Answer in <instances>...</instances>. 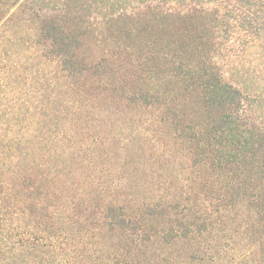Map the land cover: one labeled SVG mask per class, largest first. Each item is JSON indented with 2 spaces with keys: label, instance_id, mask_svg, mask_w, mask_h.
<instances>
[{
  "label": "trees",
  "instance_id": "trees-1",
  "mask_svg": "<svg viewBox=\"0 0 264 264\" xmlns=\"http://www.w3.org/2000/svg\"><path fill=\"white\" fill-rule=\"evenodd\" d=\"M0 46V264H210L235 236L264 264V97L233 58L264 59V0H0Z\"/></svg>",
  "mask_w": 264,
  "mask_h": 264
},
{
  "label": "rangeland",
  "instance_id": "rangeland-1",
  "mask_svg": "<svg viewBox=\"0 0 264 264\" xmlns=\"http://www.w3.org/2000/svg\"><path fill=\"white\" fill-rule=\"evenodd\" d=\"M3 44L6 46L5 48L8 53L12 54L13 48L9 43ZM247 53H240L238 50L235 52L236 55L233 57L235 59L234 63H238L239 67L242 66L243 70L241 72L247 75L246 81L241 72L236 75L235 79H237V82L243 88L248 85L250 93L255 95L261 94L264 97V59L259 58L260 56L254 49L249 50ZM13 66V61L8 60L6 53L0 55V137H2L1 135L5 136L2 138H8L15 128L14 125L8 123L10 113L14 111L15 104V98L11 93L12 86H10L13 79L12 76H9ZM134 117L138 125L137 130L145 137L143 138L144 141H142L144 142L143 146H139L140 151H138V154L142 155L144 159L158 161V163L166 161L170 156L169 149L173 145L172 141L165 138L167 137L165 131H161V128H159V124L157 123L158 114L153 110L141 109L134 112ZM7 138L4 140L5 142ZM240 240L242 239L238 236L233 237L232 240H228L225 243L223 259H216L211 261L210 264H237V255L243 251Z\"/></svg>",
  "mask_w": 264,
  "mask_h": 264
}]
</instances>
